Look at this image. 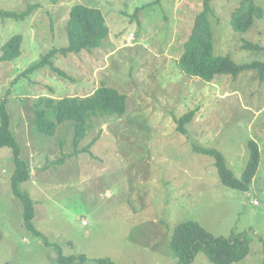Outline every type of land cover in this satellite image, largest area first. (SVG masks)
<instances>
[{
    "label": "rangeland",
    "instance_id": "obj_1",
    "mask_svg": "<svg viewBox=\"0 0 264 264\" xmlns=\"http://www.w3.org/2000/svg\"><path fill=\"white\" fill-rule=\"evenodd\" d=\"M203 1L0 0V11L36 6L23 21L0 18V48L22 36L20 58L0 63V91L10 90V130L30 169L20 190L33 200L32 224L41 234L23 225L21 201L11 191V151L3 148L0 264H58L56 245L65 256L84 255L83 264H176L170 235L190 221L215 237L243 234L249 255L234 264H264V81L256 70L235 79L218 75L209 83L180 71L177 59ZM210 1L214 54L238 64L263 62L264 51L242 45L246 40L264 48V0L254 1L263 15L243 34L231 25L243 0ZM76 4L102 12L109 32L102 46L58 52L52 66L23 77L42 55L65 48L66 22ZM102 85L126 96L125 113L88 114L79 147L99 135L90 153L74 155L70 122L51 137L34 128L36 111L44 109L40 102L83 99ZM191 111L182 134L177 122ZM250 140L259 146L260 163L247 192L224 186L214 159L193 150H217L240 179ZM192 264L211 263L198 255Z\"/></svg>",
    "mask_w": 264,
    "mask_h": 264
},
{
    "label": "trees",
    "instance_id": "obj_2",
    "mask_svg": "<svg viewBox=\"0 0 264 264\" xmlns=\"http://www.w3.org/2000/svg\"><path fill=\"white\" fill-rule=\"evenodd\" d=\"M255 0H243L235 10L231 22L232 29L240 34L246 33L254 24L255 16L260 19L263 15L262 9L255 5ZM36 6H29L22 13L16 11H0V18L15 21L25 20ZM213 9L210 0H204L202 10L195 16L192 28L187 40L183 44V52L177 59L180 71L187 77L197 78L207 83L212 82L218 75L231 76L233 79L243 72L258 71L260 81H264V61H252L238 64L229 56H216L214 54V35L211 23ZM108 27L104 16L99 9L73 5L69 11L66 22L67 45L62 49H52L42 55L39 60L29 66L23 73V77L46 67L52 66L51 58L58 52L62 54H78L82 51H91L102 46L108 37ZM22 36H12L4 43L0 50V63H10L21 56ZM244 50L260 52L264 51L258 44L243 40ZM55 71L59 70L56 68ZM10 90L2 95L0 91V150L8 148L11 151L10 159L15 167L10 177L11 191L21 201L23 225L31 231L34 236L41 237L40 232L35 230L32 221L35 215L34 203L28 193L20 190V185L30 178L28 164L21 159V149L17 139L10 130L11 116L8 111V97ZM44 109L35 113L34 128L39 134L53 136L56 128L64 122H70L74 127V155L90 153V147L98 140L95 137L87 146L79 147L86 137V119L89 113L100 111L115 114L119 117L125 113L126 96L120 94L115 88L100 86L92 95L78 99L75 97L60 100H48L40 102ZM37 107V106H36ZM194 116V111L189 112L178 120V132L185 134V125L189 124ZM249 160L240 179L234 177L228 168L224 156L215 149L203 148L193 145V150L214 159L221 183L227 188L247 192L257 173L260 163V150L258 144L250 140L247 144ZM59 160L54 165L62 164ZM46 247L49 242L43 238ZM264 245V242H263ZM58 264H83L87 261L84 255L65 256L61 247L56 245ZM169 249L176 258V264H192L198 255H204L211 264H234L243 261L249 255L248 241L243 234L231 235L229 237H215L207 232L197 222H185L177 225L169 241ZM264 251V250H263ZM95 264H113L109 260H95Z\"/></svg>",
    "mask_w": 264,
    "mask_h": 264
}]
</instances>
